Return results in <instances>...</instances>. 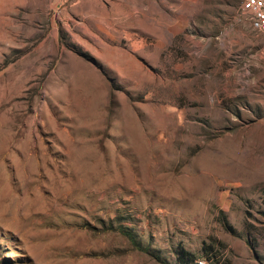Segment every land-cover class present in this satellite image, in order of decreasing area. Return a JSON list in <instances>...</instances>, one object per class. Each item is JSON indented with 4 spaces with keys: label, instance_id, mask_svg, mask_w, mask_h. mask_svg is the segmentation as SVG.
I'll return each mask as SVG.
<instances>
[{
    "label": "rangeland",
    "instance_id": "rangeland-1",
    "mask_svg": "<svg viewBox=\"0 0 264 264\" xmlns=\"http://www.w3.org/2000/svg\"><path fill=\"white\" fill-rule=\"evenodd\" d=\"M263 45L244 0H0V264H264Z\"/></svg>",
    "mask_w": 264,
    "mask_h": 264
},
{
    "label": "bare ground",
    "instance_id": "bare-ground-1",
    "mask_svg": "<svg viewBox=\"0 0 264 264\" xmlns=\"http://www.w3.org/2000/svg\"><path fill=\"white\" fill-rule=\"evenodd\" d=\"M244 7L249 15L252 30L264 34V0H244ZM260 54L264 56V45Z\"/></svg>",
    "mask_w": 264,
    "mask_h": 264
},
{
    "label": "trees",
    "instance_id": "trees-1",
    "mask_svg": "<svg viewBox=\"0 0 264 264\" xmlns=\"http://www.w3.org/2000/svg\"><path fill=\"white\" fill-rule=\"evenodd\" d=\"M193 260L192 254L186 252L181 246L176 248L177 264H189Z\"/></svg>",
    "mask_w": 264,
    "mask_h": 264
}]
</instances>
